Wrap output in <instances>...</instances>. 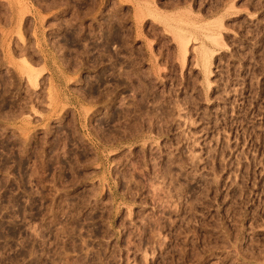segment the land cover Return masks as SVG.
I'll return each mask as SVG.
<instances>
[{"label": "rangeland", "instance_id": "rangeland-1", "mask_svg": "<svg viewBox=\"0 0 264 264\" xmlns=\"http://www.w3.org/2000/svg\"><path fill=\"white\" fill-rule=\"evenodd\" d=\"M0 264H264V0H0Z\"/></svg>", "mask_w": 264, "mask_h": 264}]
</instances>
